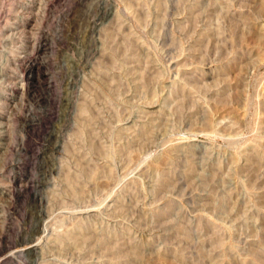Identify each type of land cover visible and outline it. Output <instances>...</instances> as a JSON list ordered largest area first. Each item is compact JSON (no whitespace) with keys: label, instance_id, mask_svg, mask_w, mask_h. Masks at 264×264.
<instances>
[{"label":"rangeland","instance_id":"rangeland-1","mask_svg":"<svg viewBox=\"0 0 264 264\" xmlns=\"http://www.w3.org/2000/svg\"><path fill=\"white\" fill-rule=\"evenodd\" d=\"M0 264H264V0H0Z\"/></svg>","mask_w":264,"mask_h":264},{"label":"bare ground","instance_id":"bare-ground-1","mask_svg":"<svg viewBox=\"0 0 264 264\" xmlns=\"http://www.w3.org/2000/svg\"><path fill=\"white\" fill-rule=\"evenodd\" d=\"M34 249H33V246H30L29 248H28V251L29 252H32ZM27 251V250H26Z\"/></svg>","mask_w":264,"mask_h":264}]
</instances>
